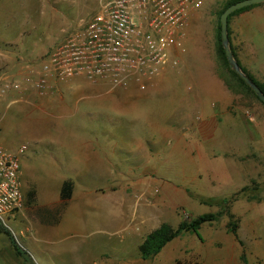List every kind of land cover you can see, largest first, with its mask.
<instances>
[{
	"label": "rangeland",
	"instance_id": "obj_1",
	"mask_svg": "<svg viewBox=\"0 0 264 264\" xmlns=\"http://www.w3.org/2000/svg\"><path fill=\"white\" fill-rule=\"evenodd\" d=\"M99 1L0 0V72L37 71L51 46L93 15ZM224 1H202L183 29L178 64L146 80L144 89L134 80L112 85L107 79L75 75L51 80L44 95L29 89L0 100V147L17 152L21 144L26 145L19 158L24 204L15 214L0 219L9 230L8 234L0 230V264H93L101 260L120 264L133 258L142 264H170L176 259L198 264H264V102L238 84L218 60L217 13ZM242 18L258 24L250 40L235 33L241 26L245 29ZM229 28L237 58L264 85V2L237 12ZM218 85L223 86L226 98ZM111 123L156 126L154 158L146 168L129 164L124 155L111 157L110 170L116 178H92L90 185L100 182L99 188L107 189L111 182L123 188L130 184L129 190L146 189L140 199H150L151 207H141L144 214L153 216L151 223L140 230L121 226L110 233L90 227L52 243L33 235L40 234L35 227L39 217L36 188L42 194L55 188L59 192L58 174L74 172L67 164L71 160L52 149L55 124L100 128ZM82 132L72 134L77 138ZM74 162L82 166L81 161ZM137 175L148 180L140 186L132 178ZM253 181L258 191L239 192L243 186H253ZM30 188L36 193L28 202ZM223 199L230 200L238 238L228 231L229 216L224 213L204 223L200 235L180 234L156 255L139 256L142 238L161 222L176 226L180 220L220 211ZM54 250H58L55 255Z\"/></svg>",
	"mask_w": 264,
	"mask_h": 264
},
{
	"label": "built area",
	"instance_id": "obj_2",
	"mask_svg": "<svg viewBox=\"0 0 264 264\" xmlns=\"http://www.w3.org/2000/svg\"><path fill=\"white\" fill-rule=\"evenodd\" d=\"M203 0H100L97 11L51 46L37 71L24 75L0 72V100L33 89L44 95L48 83L83 75L112 85L131 80L141 89L146 80L179 62L177 49L192 12ZM0 147V219L24 204L20 154Z\"/></svg>",
	"mask_w": 264,
	"mask_h": 264
},
{
	"label": "crops",
	"instance_id": "obj_3",
	"mask_svg": "<svg viewBox=\"0 0 264 264\" xmlns=\"http://www.w3.org/2000/svg\"><path fill=\"white\" fill-rule=\"evenodd\" d=\"M241 21L245 22V29L241 26L235 33L243 38L248 37L250 40L252 35H256L258 24L252 19L242 18ZM229 37L231 39L230 34ZM222 87L221 85L218 89L222 92L223 98H226L227 94ZM140 125L142 124L111 123L98 128L85 124L75 127L70 124L58 126L55 124L51 139L52 149L65 154L71 160L67 164L74 172L71 175L58 174L59 192L55 188L42 194L36 188L38 203L36 213L39 217H37L35 227L40 234L33 235L52 243L56 240H64L66 237H75L68 235L82 233L90 227H101L103 231L110 233L114 229L117 231L121 226L140 230L144 224L151 223L153 216L144 214L146 211L144 208L150 209L151 200L140 199L146 189L139 190L131 187L129 190L130 184L123 188V186H114L111 182L108 183L107 189H102L99 188L100 182L94 186H91L89 182L92 178L102 180L116 178L109 164L113 160L111 157L114 156L124 155L126 157L124 159L129 164H145V167L149 168V162L154 158L156 142H158V128L150 125H143L145 127L143 128ZM74 131L83 132L78 135L80 137L76 138V135H73ZM119 144L120 146L124 144V146L119 147ZM76 160L81 161L82 166H76L74 162ZM68 178L73 182L72 195L63 202L60 198L61 186L63 180ZM132 178H136L138 181L134 183H139L140 186L148 180L144 178V175ZM132 178L123 177V180ZM139 207H141V212ZM30 242H33L32 237ZM56 253L58 250H54L52 254ZM93 264H107V262L101 260ZM120 264L142 263L140 259L133 258L122 261Z\"/></svg>",
	"mask_w": 264,
	"mask_h": 264
},
{
	"label": "trees",
	"instance_id": "obj_4",
	"mask_svg": "<svg viewBox=\"0 0 264 264\" xmlns=\"http://www.w3.org/2000/svg\"><path fill=\"white\" fill-rule=\"evenodd\" d=\"M237 0H226L223 2L222 8L220 9V11H218L217 15H218V25H217V30H216V53H217V57L218 60L220 61V63L223 65L224 69L229 73V75L238 83L240 84L247 92H250L251 94H253L255 97H257L259 99V97L254 93V91L251 89V87L246 84L244 82V80L241 78V76L239 74H237L228 64L225 53H224V48L223 45L221 43V37H220V22H219V15L220 13L225 10L231 3L235 2ZM259 4V3H255L246 7H241L237 10H235L234 12H231L228 15V37H229V21L230 18L235 15L237 12L240 11H245L248 10L249 8L253 7L254 5ZM229 41H230V37H229ZM231 47V52L233 53L234 58L237 60V62L239 63V65L242 67V71L249 77L251 78L255 83H257L260 86V90L264 93V85L261 84L258 80H256L252 75H250L245 68L242 66L241 62L239 61V59L236 56L235 51L233 50L234 47L232 46V44H230ZM230 81V80H229ZM227 80H225L226 85L228 88L231 87L230 82ZM72 189H73V182L68 178L63 180L62 182V186H61V200L63 202H65L67 199H69L72 195ZM259 186L258 183L256 181H253V186H243L239 192H245L248 190L254 191L257 190L258 191ZM36 191L34 189H29L27 190V201H31L33 196H35ZM237 193V192H236ZM236 195V194H234ZM253 197H256L255 195H252ZM28 201V202H29ZM229 199H223L222 203L225 204L224 209L222 210H217L214 212H205L202 214H198L196 216H194L192 219L189 220H180L178 222V224L176 226H172L171 224L167 223V222H161L157 227H155L154 229H152L146 236H144L141 240V242L138 245V249H139V253L140 256L142 257V259H148L150 257H152L153 255H156L160 250H162V248L170 241L172 240L174 237L179 236L180 234H184L187 232H193L196 234H199V229L201 228V226L204 223H211L217 219H220V217L226 213L229 216L228 222H227V229L228 231H230L231 233H233L237 238H238V234H237V221L236 218L234 216L233 213L230 212L229 210ZM0 230L4 231L6 234L9 233V230L6 229L1 223H0ZM200 235V234H199ZM14 248L16 250V254H19L20 251L18 249V247L16 245H14ZM170 264H198L197 261H180V259H176L174 262H171Z\"/></svg>",
	"mask_w": 264,
	"mask_h": 264
},
{
	"label": "water",
	"instance_id": "obj_5",
	"mask_svg": "<svg viewBox=\"0 0 264 264\" xmlns=\"http://www.w3.org/2000/svg\"><path fill=\"white\" fill-rule=\"evenodd\" d=\"M264 2V0H237L231 3L225 10H223L219 15L220 22V37L221 43L223 45V50L227 59L229 66L241 76L246 84H248L254 93L260 98L262 102H264V93L260 90V86L255 83L251 78H249L243 71L242 67L239 65L237 60L234 58L233 53L231 52L230 41L228 37V15L235 10L246 7L255 3Z\"/></svg>",
	"mask_w": 264,
	"mask_h": 264
}]
</instances>
